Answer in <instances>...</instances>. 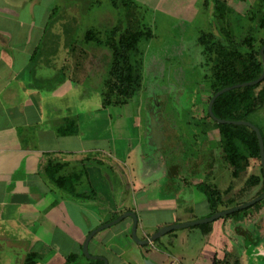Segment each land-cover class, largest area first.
I'll list each match as a JSON object with an SVG mask.
<instances>
[{"label":"flooded vegetation","instance_id":"1","mask_svg":"<svg viewBox=\"0 0 264 264\" xmlns=\"http://www.w3.org/2000/svg\"><path fill=\"white\" fill-rule=\"evenodd\" d=\"M201 1L202 8L205 11L202 15L205 16L209 10L208 15L212 16L207 28H200L192 35L195 40V52H199L201 55V65L203 67L201 75L204 78L202 79L204 85L196 94L193 92L188 97L182 95V87H170L165 80L156 81L152 77V73L155 72L156 68L151 65L152 62L145 64L144 49L141 45L143 41L146 42L152 39L154 32L148 28V24L146 25L145 22L147 21L143 18L144 13L138 8L136 0H110L113 10L118 13L122 9L127 21L122 26L124 19L121 17L118 19L117 17L116 24L112 25L114 19L109 15H104L103 20L99 18V27L96 29H89L90 24L87 21L90 13L87 11L88 7L93 6V4L90 5L86 1L83 3V0H63V7L59 8L54 19H52L53 21H51L50 27L47 28L45 38L38 49L39 57H42V59H47L50 52L58 54V52L65 51V55L71 54L72 56L81 53L83 59L88 61H91L88 58L92 57L94 63L106 61V78L103 80L102 92H110L108 93L112 97L110 100L115 102L110 106L126 109L122 116L123 119H126L123 129V131L125 130L123 141H125L122 143L123 145L117 148L119 150H113V148L109 150V148L86 153L84 155L86 158L82 159L81 164L83 162L87 165L97 163L102 168L106 177L107 190L103 189L101 196L105 199H112V195L116 198L120 197V203L124 210L118 217L126 213L137 215L136 234L139 240H148L162 226L182 222L175 220L170 224L159 226L146 237L141 236V226L144 225L142 218H146L143 209L152 210L151 200L155 196V199L159 203H165L166 207L164 209L159 208L158 210L161 211H156L153 215L164 214L165 212L176 213L179 210L188 213L187 210H191L193 206V200H206L209 214L197 217V219H200L250 202L264 192L259 174L252 173L246 179L244 178L254 159L259 160L262 174L261 153L260 158H251L250 163L245 168L237 167L229 159V146L221 129V124L243 125V123L228 122L226 119L217 118L213 113V103L217 96L230 90L223 91V89L228 88L223 87L218 91L221 87V83L217 80L221 65V55L218 53V49L227 48L233 52L237 51L244 58L243 54L250 50L249 42L251 40L254 45L251 47L259 52L263 63L264 29L259 26L258 19L254 14L264 10V0H255L253 3H249L248 7L244 5L246 1L241 3V6L236 5V3L233 4L231 0ZM83 10L85 13L81 12ZM128 12L136 20L132 28H130L127 19ZM247 21L248 30L246 35L245 25ZM149 24L151 23L149 22ZM129 29L136 32L137 41L136 47L128 50L121 44V40L129 34L131 35ZM82 30L83 34H81ZM253 30L254 32H252ZM259 33H262V35L258 37ZM89 40H93L95 43L93 46L94 52H92V54H95L94 57L89 54L91 53V46L88 45ZM84 41L88 44L83 45ZM75 42L78 45L74 44ZM107 47L110 53L102 54V50ZM95 52H98V54ZM253 53L256 55V52ZM243 60L245 58H238L241 64ZM97 65L93 64L92 66L97 67ZM99 68L104 69L105 66L100 65ZM128 74L132 77L131 81H127L125 78ZM128 82L130 86L127 85ZM254 84H260L256 88V91H258L264 85V78ZM113 85L116 86L113 87ZM154 102L159 105L158 109L155 108ZM187 106L188 114L185 117L183 110ZM170 107L174 109L172 110ZM259 110L264 113V104L259 105L255 112ZM181 117L184 119L180 120ZM250 117V122L254 123ZM187 126L188 129L190 127L188 134L184 129ZM249 127L253 129L251 126ZM235 144L240 148V152L244 153L242 150V147H244L243 138L237 137ZM135 153H138L137 164L134 161L136 158ZM247 155H249V152ZM54 161L60 162L55 158ZM61 163H64V161H61ZM66 165L67 163L64 164V168ZM142 177H144L143 180H146L143 181ZM256 177L259 178L258 181H256ZM48 183L51 184L50 188L59 196L69 198L66 192L60 193L56 186H53L51 182ZM76 193L90 198L91 201L97 196L93 184L89 182V178L85 177L81 178L76 184ZM246 193L248 194L244 196ZM226 203H230V206L226 205L224 207ZM263 208L264 199L215 218L210 222L193 226L199 228L201 232L199 233L202 234H199L201 239L196 236V233L194 234L193 230L195 229L187 227V230L190 231L185 232V238L188 240L193 232V237L204 241L202 236L208 235L210 239L221 230L224 234L226 233L225 238L230 239L231 244H240L239 248L242 249L245 247L244 240L246 238L260 236L262 232L261 222L264 218ZM118 217H112L93 230L111 223ZM220 219L224 220L221 221L224 224L218 228L216 222ZM125 220H129L130 226L128 236L124 235L126 236L124 241L130 245L127 248V254H124V259L134 260L138 258L141 262H145L148 255L150 259L153 257L154 250L161 249L158 246L164 245L162 241L167 242L168 246L171 247L173 241L175 244V239L178 237V229H176L167 232L166 236L163 235L153 242L142 244L133 237V217L128 215L120 222L122 223ZM183 221L190 220L185 219ZM226 224L229 225L230 230H228ZM116 225L118 223L98 229L91 237L88 251L92 256H98L95 260H103L104 264L106 260L110 264V258L116 261V255L119 252V247L115 243L116 235L111 238L114 241L112 244L114 243L115 246L109 244L112 241L110 237L113 235L110 230ZM108 231L111 234L109 237H105V241L102 243L103 246L94 248L92 245L94 239L106 232L109 233ZM91 232L93 231L91 230L87 237ZM228 232L229 234H227ZM245 236L248 237L245 238ZM83 245L80 253H77L80 256L79 264H89L87 258L90 257L84 253ZM136 249L139 250L136 251ZM225 250V247L221 249L222 252ZM28 254L30 253L26 254V258ZM68 256L63 264H66ZM116 264L128 263L118 262Z\"/></svg>","mask_w":264,"mask_h":264},{"label":"crops","instance_id":"2","mask_svg":"<svg viewBox=\"0 0 264 264\" xmlns=\"http://www.w3.org/2000/svg\"><path fill=\"white\" fill-rule=\"evenodd\" d=\"M54 1L37 9L41 0H0V260H7L9 257L14 259L11 255L15 252H24L23 264H26V254L32 252L42 256L38 257L36 264H63L69 254L80 253L91 230L112 217H118L124 210L120 197L112 195V199H105L101 196L103 189L107 190L102 168L97 163L81 164L86 153L109 148L112 150L111 143L107 147L87 148L81 137V143L77 147L64 148L61 142L57 147L53 146L55 141H59L58 138H69V134L59 133L60 129L69 124H66L68 119L75 121V126H78L86 115V100H76L80 87L73 83L85 82L83 75L88 61L83 59L81 53L59 57V53L50 52L47 59L39 57V46L59 10L58 0L53 4ZM74 44L78 45L77 42ZM82 44L88 43L84 41ZM88 45L94 46L95 43L89 40ZM90 48L92 53L93 47ZM49 61L54 63V67L60 68L62 76L53 79L51 74L48 77V68L51 67ZM54 80L56 85L48 87V81L53 84ZM104 93L108 95L110 92ZM108 101L114 102L107 97L99 104V108L112 105ZM80 106L83 108L79 109ZM119 120L117 119V125ZM120 139L116 138L113 150H119L117 148L123 145L125 140L123 141V137ZM70 152H74L76 156L72 158ZM44 154H51L47 157L67 163L63 174L77 172L79 178L76 184L81 178H89L97 191L95 199L86 204L64 198L53 191L41 173V166L47 160ZM155 197L151 200L152 210L143 209L146 215V218H142L144 225L141 226L140 235L143 237L150 235L160 225L170 224L177 217L176 213H172L169 221L160 222L157 226L148 223L150 213L154 214L161 211L159 208L166 207L165 203H159ZM154 217L156 219L157 215ZM128 222L129 220H125L119 223L123 225L114 226L110 230L113 232L110 239L116 235L115 243L119 247L116 261L112 260L114 264H129V260L124 259L130 245L124 241L129 232ZM110 231L97 236L93 247L101 246L105 237L111 234ZM193 231L200 238L201 232L196 229ZM202 239L209 241L208 235L202 236ZM111 240L109 244L115 246L112 244L113 239ZM239 246L240 244L232 243V247L226 246L224 252H216L215 256L212 252L211 263L222 257L221 252L223 256L230 252L239 257L240 254H245V247L242 250ZM260 256L264 257V250L260 251ZM151 259L156 264L163 263L154 257ZM243 260L238 264H247L246 256ZM181 261L177 259L174 263L181 264Z\"/></svg>","mask_w":264,"mask_h":264},{"label":"rangeland","instance_id":"3","mask_svg":"<svg viewBox=\"0 0 264 264\" xmlns=\"http://www.w3.org/2000/svg\"><path fill=\"white\" fill-rule=\"evenodd\" d=\"M56 1L57 0H55L53 4H55ZM85 1L90 5L93 4V6H89L87 10L88 12H90L87 17V21L90 24L89 29L98 28L99 20L100 19L103 20L104 15L105 16L109 15L110 17H112V19H114L113 20L114 23H111L112 25L116 24L117 17L118 19L119 17L123 18L124 20L122 22V26L125 25V21L127 20L125 18L123 10L120 9L121 11L118 13L115 10H113L114 8L112 7L110 0H83V3ZM231 1L233 4L236 3V5L239 6L242 5L241 3L246 1L244 5L245 7H248V5H250L249 3L251 2L253 3L255 0L252 1L231 0ZM50 2H53V0H41L40 3L41 5L38 4L37 9H40L41 7L44 6V4ZM61 2L62 0L57 1V5H59L58 9L60 7H63V5H61L62 4ZM136 2L138 8L141 10V12L144 13L143 18H145V20L147 21L145 22L146 25L148 24L147 25L148 28L152 29L154 32L152 39L147 40L146 42L143 41L141 45L144 49L143 51L145 54V64L152 62L151 65H153L156 68L155 72L152 73V77L156 81L165 80L170 87L172 86L180 87V88L182 87V91H183L182 95L184 94V97L190 96L191 93L193 92H195L196 94L198 90L203 87L204 84L202 79L204 78L201 75L202 74L201 70L203 69L201 65V55L199 52H195V48H194L195 40L194 37H192V35L193 33L197 32V30H199L200 28H207L209 20L212 19V16L210 14L208 15L209 10L208 12H206L205 16L202 15V13H204L205 11L202 8L201 0H136ZM23 11H25V9H23ZM149 22L151 24H149ZM247 24L248 21L245 25L246 27L245 34L247 33L248 30ZM252 32H254V30ZM81 34H83V30ZM261 35L262 33H259L258 37ZM107 52L110 53L108 47L102 50V54H105ZM65 53H66L65 51L60 52L58 56L62 57L64 56ZM95 53L98 54V52ZM89 54L93 56L92 53ZM257 58L259 59V57ZM88 59H91V61L85 63L86 65L84 69L85 74L83 75V80L85 82L82 84H78L76 82L73 83V81L71 80L76 87L78 88L80 87V94H78L79 97H76V100H78V98L79 100H82L83 98H85L86 100L85 101L86 111L84 112V114L86 115L84 119L81 121V125L77 126L78 131L74 134H69L68 136L69 138H58L59 141L58 142L55 141V145H53L55 147H57V145L60 144L64 148H68L69 146L77 147L76 145L78 143H81L79 141L82 140L81 139L82 137L85 142L84 146L87 148L97 149L100 148L99 146L107 147L109 143H111V146L113 148L117 143L116 138L120 139L121 137H125V130L123 131V129L126 124V119H123L122 116L126 109L124 108L120 109L119 107H113V106H110L108 108H103V107L99 108V104L102 103L103 99L107 97L112 98L110 95L108 96L106 93L102 92L103 90L102 88L104 85L103 80L106 78L105 74L107 70V63L106 61L104 62L102 61L101 63H94L92 57ZM49 64L51 67L48 68V77L49 75L52 74V78L56 79V77L63 75L62 73H60V68L58 69L54 67L53 62L49 61ZM93 64H98L99 66L103 65L105 66V68L101 69L99 68L98 65L97 67L92 66ZM59 80H61V78ZM53 85L54 86L56 85L55 80L53 81V84L48 81V87ZM71 100H73V98ZM158 106L159 105L156 102L155 108L158 109ZM75 107H77V105H75ZM82 108H83L82 106L79 107V109ZM170 108L172 110L174 109L173 107ZM183 112H184L183 115L186 117V115L188 114V106L183 110ZM250 118L255 124H257L260 128L264 130V113L260 112L259 110L254 114H252ZM117 119H120L118 125L116 124ZM181 119L184 118L181 117L180 120ZM184 129L188 134L190 127L188 129L187 126ZM135 134L132 135L134 136ZM143 134L145 135L144 132ZM59 142L61 143L59 144ZM42 144L44 143L42 142ZM42 148H45V145H42ZM242 150H244V147H242ZM245 152L247 151L245 150ZM69 154L71 155L72 158L76 156L74 152H70ZM49 155L44 154L43 156L47 157ZM135 155L136 158L134 159V161L137 164L138 153H135ZM260 169L261 167L259 164V160L257 159L252 160V164L249 167L248 172L245 173L244 178L246 179L252 173L259 174L262 178ZM229 176L231 179L232 178L231 174ZM69 183H70V178H69ZM47 184L51 185L48 182ZM84 187H86V185H84ZM80 188L82 189V186ZM70 194H69V198L76 202L83 201L86 204L92 202L90 198L85 196H80L79 193L76 194V196ZM247 194L248 193H246L244 196H246ZM229 204L230 203L228 204L226 203L224 207ZM187 212L188 213H185L179 210L178 212H176L177 217L174 219L180 221L187 219L191 221L197 219V217L199 216L201 217L205 216L209 214L208 203L206 200L204 201V200L195 199L193 200V206L191 207V210L189 209L187 210ZM191 212L193 213L191 214ZM171 218H172V213L170 212H165L164 214L158 213L156 219L152 213L148 215V223H153V226L155 224L157 226L158 223L169 221L171 220ZM221 221L224 220L220 219L219 221L216 222L218 228H220V226L224 224V222ZM119 223L118 225H123ZM226 226L228 230H230L229 225L226 224ZM191 229H196V231L199 232V228L197 227H193V228L191 227ZM177 231H178V237L175 239L176 240L175 244L173 241V245L169 247L167 242L162 241L164 245L161 244L160 246H158L161 249L159 250L156 249L153 251L154 259H159L161 262H163L162 264H175L174 260L177 259H179L180 261L182 260L181 264H212L211 263L212 252L213 255L215 256V253L220 252L222 248L226 247V245L228 247H232L231 242H229L230 239L229 240L226 239L225 238L226 233L224 234L223 232H221V230L218 231L217 234L215 233V235L212 236L209 239V241H203L193 237L192 236L193 232L191 233V235L188 237L187 240L185 238V232L190 231L187 230V228L178 229ZM195 233L196 232L194 231V234ZM227 234H229V232ZM246 237L248 236H245V238ZM246 239L244 241H246ZM250 239H252V237ZM247 246L248 248L247 251L245 249V254L242 255L240 254V261H244L243 258H245L246 256L248 260L247 264H264V259L262 256H260V251L264 250V235L255 237L254 242L251 240L249 242V245ZM221 255L223 256L222 252ZM233 255L239 256L236 253ZM11 256L14 259H10V257L7 260L1 259L0 264H23L24 252L22 253L15 252ZM40 257L42 258V256ZM129 261L130 264H145V262H141V260H139L138 258ZM232 261H234V257L232 258ZM177 263L179 264V262ZM110 264H114L111 258H110Z\"/></svg>","mask_w":264,"mask_h":264},{"label":"trees","instance_id":"4","mask_svg":"<svg viewBox=\"0 0 264 264\" xmlns=\"http://www.w3.org/2000/svg\"><path fill=\"white\" fill-rule=\"evenodd\" d=\"M255 17L258 19V24L261 28L264 29V10L258 11L255 14ZM127 19L130 24V28L134 27L136 20L131 16V14L127 13ZM131 35L123 37L121 40V44L125 46L126 49H132L136 47L137 35L136 32H132ZM128 31V32H129ZM264 44V43H262ZM250 50L247 51L244 55L245 60H243L242 64L239 63L238 58H242V55H239L237 51L233 52L227 48H219L218 53L221 55V65L220 72L217 76V80L221 83V87L218 89H222L223 87H231L233 85L242 84L246 82H252L257 80L263 71V63L260 57L259 52L255 50L254 46L250 40L249 42ZM252 52V53H251ZM257 54L255 55V53ZM261 53V52H260ZM259 57V59L257 58ZM239 64V65H238ZM126 80L131 81L132 77L130 74L125 76ZM261 84V83H260ZM260 84L254 85H245L234 87L226 92H223L215 99L213 103V113L217 118L238 121V120H246L250 121L249 117L256 111L259 105L264 104V85L256 91V88ZM127 85L130 86L128 82ZM116 85H113L115 87ZM112 104L115 102L108 101ZM69 122V124H67ZM63 129H60L59 132L63 134H74L76 133L77 126H75V121L72 119H68ZM259 127V126H258ZM260 128V127H259ZM221 129L226 136L229 150V159L230 161L239 168H245L249 163L251 158H260V145L256 132L246 125H234V124H221ZM263 138V130L260 128ZM240 137L244 140V153L240 152V148L235 144V139ZM249 152L248 153L245 152ZM47 160L43 162L41 166V173L43 174L45 180L47 182H51L53 186H56L59 189L60 193H67L68 195L71 193L76 196V182L79 178L77 172L66 173L63 174L62 171L64 169V164L60 162H55L52 157H47ZM263 174V188H264V170L262 169ZM81 177V174H80ZM70 178V183H69ZM259 178L256 177V181ZM264 190V189H263ZM70 194V195H71ZM262 232L264 235V226H262ZM246 239L244 242V249H247L249 242L252 240L254 242V238ZM252 246V245H251ZM242 249V250H244ZM255 250V249H254ZM39 254L30 253L27 255L26 264H35L36 259H38ZM234 257V261L232 258ZM263 257V256H262ZM264 259V257H263ZM89 264H104L103 260H95L91 258H87ZM240 261L239 256H234L233 253H226L224 256L220 258H216L213 264H238ZM80 256L76 253L70 254L67 258L66 264H79Z\"/></svg>","mask_w":264,"mask_h":264},{"label":"water","instance_id":"5","mask_svg":"<svg viewBox=\"0 0 264 264\" xmlns=\"http://www.w3.org/2000/svg\"><path fill=\"white\" fill-rule=\"evenodd\" d=\"M262 57H263V65H264V52L262 51ZM264 78V71H263V74L260 78H258L257 80L255 81H252V82H246V83H242V84H237V85H233L231 87H228V88H225L223 89V91H226L228 89H231L235 86H239V85H248V84H254V83H258L260 82L262 79ZM228 122H233V123H243L246 124V125H249L251 126L257 133V136H258V140H259V145H260V153H261V164H262V168L264 169V138H263V135H262V132L260 130V128L255 125L254 123L250 122V121H231V120H227ZM262 180H263V174H262ZM264 199V192L259 195L257 198L253 199L252 201L250 202H245V204H242L240 206H236V207H233V208H229V209H226V210H223V211H220V212H217L211 216H208V217H205V218H200V219H195V220H191V221H182V222H178V223H173V224H170V225H166V226H162L158 231L154 232V234L148 239V240H139L137 234H136V231H137V224H138V218H137V215L134 213H126V214H122L121 216H119L118 218H116L114 221H112L111 223H108L106 225H103V226H100L98 227L97 229L93 230V232L90 233V235L86 238L85 242H84V245H83V249H84V253L90 257V258H93V259H96L98 258V256H92L89 251H88V245H89V241L91 239V237L94 235V233L98 230V229H101L103 227H107V226H110L112 224H116V223H119L121 220H123L126 216L128 215H131L133 217V226H132V231H133V237L134 239L139 242V243H142V244H148L149 242H153L155 239L165 235L167 232H170V231H173V230H176V229H181V228H187V227H193L195 225H199V224H203V223H207V222H210L212 220H214L215 218H218L220 216H224L228 213H231V212H234V211H237L241 208H245V206H249L251 204H253L254 202L258 201V200H262ZM264 213V212H263ZM142 241V242H141ZM105 264H108V261L106 260L105 261ZM145 264H156L154 263V261L152 259H150L149 255L145 258Z\"/></svg>","mask_w":264,"mask_h":264}]
</instances>
